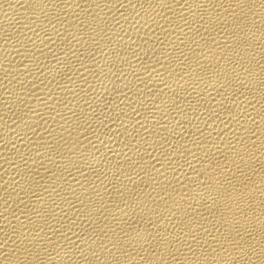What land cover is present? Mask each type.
<instances>
[{
  "label": "bare ground",
  "instance_id": "6f19581e",
  "mask_svg": "<svg viewBox=\"0 0 264 264\" xmlns=\"http://www.w3.org/2000/svg\"><path fill=\"white\" fill-rule=\"evenodd\" d=\"M0 264H264V0H0Z\"/></svg>",
  "mask_w": 264,
  "mask_h": 264
},
{
  "label": "rangeland",
  "instance_id": "374dc122",
  "mask_svg": "<svg viewBox=\"0 0 264 264\" xmlns=\"http://www.w3.org/2000/svg\"><path fill=\"white\" fill-rule=\"evenodd\" d=\"M107 27H110V24L109 23H107ZM103 38V40L102 39H99V40H97L98 42H100V41H103V42H100V43H102V44H104V45H108V49H110L109 51H114V49H115V45L114 44H116V43H114L115 41H114V39H113V41H112V39H111V41L112 42H110V41H107V40H104V39H106L105 38V36H103L102 37ZM107 42V43H106ZM113 45V46H112ZM110 46V47H109ZM111 46H112V49H111ZM106 47V46H105ZM117 48V47H116ZM97 56V55H96ZM99 58V59H98ZM102 60V62H100L101 60ZM109 59V60H108ZM107 60L106 59H102V58H100L99 56H97V60H96V58H95V61H98V60H100V61H98L99 63H101V64H103L104 66H103V68H104V70H103V72L100 74V73H98V74H100L101 75V77H100V75H97V78H98V85H101L102 83H101V79H103V84L105 85H107L108 83H110V81L112 80V77L110 76L111 75V72L112 71H108V70H111L112 68H115L116 70H117V68L116 67H113V65H112V63L113 62H110V61H112V60H110V58H108ZM106 60V61H105ZM109 61V62H108ZM105 63H109L108 65L107 64H105ZM111 63V64H110ZM112 66V67H111ZM107 67H108V69H107ZM111 67V68H110ZM107 70V71H106ZM113 70V69H112ZM108 72L107 74H106V72ZM110 72V73H109ZM109 76H110V78H109ZM103 77V78H102ZM106 77V78H105ZM105 79H107V81H105ZM102 84V85H103ZM119 104H120V101L117 103V105L119 106Z\"/></svg>",
  "mask_w": 264,
  "mask_h": 264
}]
</instances>
